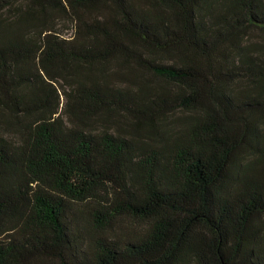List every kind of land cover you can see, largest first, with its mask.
<instances>
[{"label":"trees","instance_id":"1","mask_svg":"<svg viewBox=\"0 0 264 264\" xmlns=\"http://www.w3.org/2000/svg\"><path fill=\"white\" fill-rule=\"evenodd\" d=\"M0 264H264V0H0Z\"/></svg>","mask_w":264,"mask_h":264},{"label":"rangeland","instance_id":"2","mask_svg":"<svg viewBox=\"0 0 264 264\" xmlns=\"http://www.w3.org/2000/svg\"><path fill=\"white\" fill-rule=\"evenodd\" d=\"M60 28L62 29L61 32L64 35H70L73 31L70 23H63L61 24Z\"/></svg>","mask_w":264,"mask_h":264}]
</instances>
